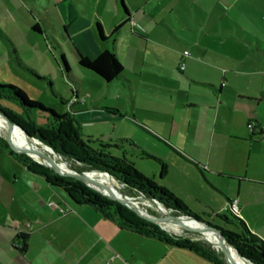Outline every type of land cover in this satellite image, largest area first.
Masks as SVG:
<instances>
[{
    "label": "rangeland",
    "instance_id": "374dc122",
    "mask_svg": "<svg viewBox=\"0 0 264 264\" xmlns=\"http://www.w3.org/2000/svg\"><path fill=\"white\" fill-rule=\"evenodd\" d=\"M189 3L193 5L191 6ZM124 4L129 7L131 14L139 12L138 15L143 22L147 21L152 26H159L151 33L155 42L147 41L145 43L139 36H134L135 32H140V28L139 30L137 28L130 29L131 24L132 26L136 24L134 19H132L133 22L131 24L127 22L114 31L116 28L115 25L120 22V14L125 10ZM205 5L207 7L206 10H213L209 24L211 25L212 23L216 27L208 28L206 26L207 28H202L201 45L195 44V41L193 42L194 44L184 43L183 45V49L188 48L192 51L193 55H191V58H197L204 66V72H195L194 77L208 79L207 76L210 74V70L215 74L217 72L216 68L220 67L218 65H221L220 70L225 68L233 70L235 68H231L230 62H237V59L242 58L248 59L247 61L249 62L255 60L254 62L258 63V65L262 64L264 68V14L260 15L259 12H256L259 7L257 1L231 0L230 3L223 5L222 3H214L215 6L213 7H211V4ZM193 6L195 10L194 0H0V82L16 84L31 99L41 101L47 107L54 108L61 113L69 112L70 117L74 118L72 120L76 129H78L80 136L85 142L87 139L92 140V142L90 140L87 142L94 147L99 146L101 143L118 144L120 146L119 149L114 147L110 149L118 155H121L124 152L123 150H125L127 155L135 162L136 168L147 177L157 181L158 184L167 180V177L163 180L161 179V173L165 171H162V165L157 159L146 157L144 151L160 158H163V156L166 157V165H171V167L177 166L179 168L178 173L174 177L171 175L169 180L179 183L187 193L186 196L182 197L184 199L179 196L178 198L186 205L187 202L190 203V209L196 211L202 218L201 220L206 221L202 215L214 213V208L216 209L218 205H224L223 201L225 198L223 197V199L218 192H214L206 187L201 168L195 169L197 168L195 165L191 167L187 165L188 163L179 157L180 155L172 152L164 140L157 138L149 132H145L139 126L141 123H145L150 127V130L159 133L162 131L166 134L161 133L166 139L179 146L182 145L187 149L185 150L186 153L203 163L202 160L207 161L208 152L202 151L205 148L203 142L205 144L207 143V140H202V120L198 117L194 121L192 126L194 135L191 137L187 138L186 136L178 135L171 138L169 126L161 121H159V124L155 123L152 120V114L154 112L148 107L150 105L143 106L141 104L139 98H141L142 92H138V89H140L138 88V79L140 78H138V75H135L136 70L134 69L138 66H145L146 70H151L153 67H156L157 70L168 74L166 77L155 76L159 80L162 78L165 79H162L164 82L163 85L177 89H184L185 87L190 92L188 97H185L189 99L190 103L194 101L207 103L208 98L200 93V89H202L200 84L195 85L192 83L188 89L189 85L186 81L182 83L181 78L171 73L169 74L172 69L180 74V70L176 68L174 62L175 58L177 59L178 52L182 49L179 47V44L181 45L183 40L177 36H183L189 31L191 36L199 33L193 28V23L195 24L193 21L194 15L196 14L187 12ZM183 11L186 19L190 20L191 27H185L183 25ZM99 22L102 24L104 34L107 37L106 39H110V42L116 44L118 52L120 53L119 60L127 73L126 77L131 79L130 82L117 79L107 84L98 76L93 75L94 73L91 69L79 63L77 54L68 39L69 34L84 55H89L93 58L97 54L98 47L101 45L96 37L98 30L97 24ZM169 23L171 28L167 26ZM67 29L69 31L68 33ZM137 40L142 50L141 54L143 55L144 53L146 58L151 60L145 61V63L144 61L137 62L134 65L131 58L132 52L136 50L135 44ZM155 52L167 60H160V57L158 58ZM62 53L66 55L69 61L71 67L69 74L72 76V79L69 74L67 75L63 67ZM224 57L228 60H225ZM184 68L181 69L184 70ZM189 68L187 66V69ZM198 69L199 67H197ZM72 74L83 80L80 82V88L74 83V76ZM216 76L218 77V75ZM170 83L173 85H170ZM87 91L91 92L89 96L86 95ZM77 93L82 97L86 95L87 101L81 104L75 103L79 100L76 97ZM163 101L160 100L159 102ZM85 104L91 105V109L96 114H100L101 117L104 116L95 123H89L90 126H87L89 130L101 129L106 134L111 135L113 140H107L98 136H84L82 134L80 128L81 122L75 118L73 113ZM158 105L160 108L166 106V104L161 105L160 103ZM5 106H8L14 112ZM70 106L72 108H69ZM103 108H107V110ZM200 110H202V106L198 107V113H200ZM76 113L78 112L76 111ZM29 116L35 122L28 121ZM84 117H86L84 114L78 115L80 119H84ZM142 117L148 118L144 121ZM49 120L50 115L46 111L25 109L14 99L0 98V125L5 126L7 130L6 133L0 131V136L11 142V131L17 136L19 143L36 150L40 154H44L27 143L26 134H29L32 140L38 141L50 148L55 154L63 157L65 159L64 162L69 166L73 168L82 167V163L63 156L53 145L36 136V133L42 132L52 136L56 141H61L58 137H54L56 130L45 125ZM9 122L13 123L14 126L12 128H10ZM251 125H254V127L257 126L252 120L248 122V128L259 133L263 131L260 127L252 128L253 126ZM202 145H204L203 148ZM46 156L54 159L53 156ZM213 162L214 154L212 155V165ZM57 166L60 169H63L64 166L67 167L62 163H57ZM67 168L69 169V167ZM211 168L215 169L213 166ZM211 168L205 166L204 170L208 179L216 187L222 183L229 182V179H219L217 173L209 170ZM55 170L61 176H69L61 173L57 169ZM91 170L105 172V169ZM111 176L116 177L114 174ZM116 180L121 185L120 190L122 191L119 192L126 194V196H139L147 199L143 203L138 202L135 205L136 207L158 215H163L162 211L154 206V201L151 199L153 196L139 192L136 188L128 186L127 183L117 177ZM80 181L85 183L83 180ZM104 195L107 196L106 194ZM168 209L171 212L170 215H183L181 217L190 219L186 217L188 213L177 211L172 207H168ZM215 221H218L217 223L220 224H226L221 218L216 217L211 220L213 223H216ZM196 224L197 226L195 224L192 225L200 228L199 223ZM183 226L182 233H174L172 231L169 233L187 238H189L188 235L198 237L199 232L197 230L189 227L186 223ZM202 230L206 231L205 235L209 238L208 230ZM212 242L215 247L212 246L224 256L222 251L223 247L219 244L220 242L215 240H212ZM237 259L238 264L244 263L240 257Z\"/></svg>",
    "mask_w": 264,
    "mask_h": 264
},
{
    "label": "crops",
    "instance_id": "0c3cea01",
    "mask_svg": "<svg viewBox=\"0 0 264 264\" xmlns=\"http://www.w3.org/2000/svg\"><path fill=\"white\" fill-rule=\"evenodd\" d=\"M256 1L259 6L256 12H259L260 15L264 14V0ZM230 2L229 0H194L195 10L193 6L187 12L196 14L194 15L193 21L195 24L193 23V28L199 33L191 36L189 31L183 36H177L183 40L181 45L179 44L182 49L178 52L175 62H172L176 64L175 66L180 70V74L173 69L169 74L171 73L181 78L182 83L186 81L189 85L188 89L192 83L195 85L200 84L202 87L200 93L208 98L207 103H198L197 101L190 103L189 99L185 98L190 93L185 87L184 89H177L163 85V80L165 79L159 80L155 76L166 77L168 74L157 70L156 67L146 70L145 66H138L134 69L136 70L135 75L140 78L138 79V88H140L138 92H142L141 98H139L141 104L143 106L150 105L148 107L154 112L152 120L155 123L159 124V121H161L169 126L171 138L178 135H183L187 138L191 137L194 135L192 130L194 121L198 117L202 120V140H207L206 144L203 142L205 148L202 145V151L208 152L207 161L202 160V162L206 165L186 153L185 150L187 149L182 145L179 146L166 139L162 135L164 134L162 131L159 130L162 134L157 132L178 150L196 159L201 165L197 166L169 146L173 153L180 155L179 157L188 163L187 165L190 167L195 165L197 167L195 169L201 168L206 187L218 192L220 197L225 198L226 201H223L224 205H218L219 207L215 205L214 213H206L202 217L209 221L215 219L217 213L227 211L229 199H237L240 206V217L254 233L264 239L263 65H258V63L254 62L255 60L249 62L246 58L237 59V62H230L231 68L235 69L228 70L225 68L220 70L221 65H218L220 67H215L217 69L215 74L210 70V74L207 76L208 79H198L194 77V74L195 72L203 73L204 66L197 58H191L193 53L190 49H183L184 43L194 44L193 42L195 41L197 45L202 44V28L205 29L207 28L206 26L208 28L216 27L212 23L211 25L209 24L213 10H206L207 7L204 4H211V7H213L215 6L214 3H222L223 5ZM189 4L193 5L192 3ZM127 8L130 16L128 17L126 12L123 11L120 14V22L115 26L121 27L127 22L131 24L133 22L132 19H134L136 24L134 26L131 24L130 29L137 28L139 30L140 28V32H135L134 36H139L145 43L147 41L155 42L151 33L159 26H152L147 21L143 22L138 15L139 12L131 14L128 6ZM182 18L183 25L191 27L192 24L190 20L186 19L184 11ZM167 26L171 28L170 23ZM97 29L96 37L101 45L98 47L97 54L94 57L103 50L110 49L120 59L116 44L110 42V39H102L98 24ZM68 39L71 44L81 51L70 34ZM135 46L136 50L134 52L131 49V60L134 65L137 62L144 61L145 63V61L151 60L146 58L144 53L143 55L141 54L142 50L138 40ZM186 50L190 51V55L184 54ZM155 54L158 58L160 57L157 52ZM159 59L162 61L167 60L163 57ZM225 60L228 59L225 58ZM182 62H185L184 70L181 69ZM187 66L190 68L187 69ZM197 67H199L198 70ZM239 67L241 68L239 69ZM138 70L139 72H137ZM93 73V75L98 76L107 84L117 79H122L125 82L131 81V79L126 77L127 73L124 66L123 75L112 81L105 80L94 71ZM74 80L77 87L80 88V82L83 80L76 76H74ZM170 85L173 84L170 83ZM90 93V91H87L86 95L89 96ZM77 94L80 98L75 103L81 104L87 101L86 95L82 97L79 93ZM160 100H164L165 107H159V103L165 105L163 102H159ZM90 106L89 104L82 105L76 110L78 113H73L75 118L81 122L82 134L84 136H98L113 140L111 135L106 134L101 129L89 130L87 127L90 126L89 123H95L104 117L96 114ZM200 106H202L201 114L198 113V107ZM103 109L107 110V108ZM79 114H84L86 117L80 119L78 118ZM146 118L148 117H142V120L146 121ZM250 120L254 121L257 125L256 127H260L263 131L259 133L250 130L247 126ZM141 125L146 124L141 123L139 126L141 127ZM142 129L148 132L143 127ZM147 129L150 130V127ZM213 154L214 162L212 165ZM163 158L161 157L166 165V157L163 156ZM205 166L210 168L213 166L215 169L211 168L209 170L217 173L219 179H229V182L222 183L216 187L206 176ZM178 169L177 166L166 165L165 172L161 173V179L163 180L167 177V180L159 184L166 186L174 194L182 198L187 193L179 183L169 180L171 175L174 177L178 173ZM183 171L185 172V170ZM50 201H55L65 208H71V210L61 213L49 204ZM187 205L190 208V203L187 202ZM193 212L196 213V211ZM215 222L217 223L218 221ZM22 233L27 237L25 247L22 246ZM0 264L217 263L189 248L170 244L156 237L121 227L116 222L104 217L90 205L75 203L69 198L64 188L47 181L44 176L32 172L0 146Z\"/></svg>",
    "mask_w": 264,
    "mask_h": 264
},
{
    "label": "trees",
    "instance_id": "16d2710c",
    "mask_svg": "<svg viewBox=\"0 0 264 264\" xmlns=\"http://www.w3.org/2000/svg\"><path fill=\"white\" fill-rule=\"evenodd\" d=\"M124 8V11L129 17L130 12L125 4ZM35 28L38 29L37 27ZM98 28L102 39H106L107 37L105 36L100 23H98ZM118 28L119 26H117L114 31ZM72 46L77 54L79 63L82 66L96 72L105 80L112 81L123 75V64L113 50L105 49L96 57L91 58L84 55L73 44ZM61 58L63 67L68 75L71 71L69 61L64 53H62ZM69 76L72 79L70 74ZM73 81L75 83L74 79ZM76 97L77 99L80 98L78 94H76ZM0 98L14 99L25 109H36L48 112L50 120L48 123H45V125L51 129H55L56 132L54 137H58L61 141H56L52 136L46 135L42 132L36 133V136L53 145L63 156L74 159L83 164L82 167H75L76 169L108 170L118 179L127 183L128 186L136 188L139 192L156 197L160 202L168 207L174 208L177 211H182L202 219L166 186L158 184L157 181L147 177L144 173L139 171L136 168L135 162L127 155L125 150H123L124 152L121 155H118L110 149L111 147L119 149L120 146L118 144L101 143L99 146L94 147L87 142L90 139H87L85 142V140L80 136L78 129H76L72 120L74 118L70 117L69 112L61 113L54 108L47 107L41 101L31 99L20 86L13 83L0 82ZM5 107L11 110L8 106ZM69 108H72V106ZM27 120L35 122V120L30 116ZM141 127L157 138L164 140L169 146L174 148L177 152L195 163L197 166L201 165L196 159L178 150L173 144L161 137L157 132L148 130L146 125H141ZM90 142H92V140H90ZM0 146L32 172L42 175L47 181L64 188L72 201L77 204L90 205L104 217L116 222L119 226L132 229L147 236L156 237L170 244L189 248L217 264H227L225 257L218 252L210 242L202 239L193 240L167 232L165 229L161 228L159 224L143 217L141 214L129 208L119 200L108 198L91 186L82 183L75 177H64L59 175L54 168L47 166L43 162L35 160L19 146L12 144L2 136H0ZM144 154L146 157H153L157 159L162 165V171H165L166 165L160 157L148 154L145 151ZM231 201L232 199H229L228 204ZM158 204L164 207L162 204ZM217 218H221V220L226 224L213 223L209 220L206 221L220 231L244 256L249 258L255 264H264V239L254 233L239 214L227 208V211L217 213ZM21 238L22 246L25 247L27 244V237L24 233H22ZM241 259L244 262L243 264H250L245 259Z\"/></svg>",
    "mask_w": 264,
    "mask_h": 264
},
{
    "label": "water",
    "instance_id": "95a60500",
    "mask_svg": "<svg viewBox=\"0 0 264 264\" xmlns=\"http://www.w3.org/2000/svg\"><path fill=\"white\" fill-rule=\"evenodd\" d=\"M9 125H10V128H12L14 125L13 123L9 122ZM9 128V130H10ZM11 138H10V141L12 144H17L24 152H26L29 156H31L32 158H34L35 160H38L40 162H43L45 164H47L48 166L50 167H53L55 169H57L58 171H60L61 173L65 174V175H69V176H73L75 178H78L80 180H83L86 184H88L89 186H91L92 188L96 189L97 191L101 192V193H104L106 194L108 197L110 198H113V199H117L119 200L120 202H122L123 204H125L126 206H128L129 208L135 210L136 212H138L139 214H141L143 217L159 224L161 226V228L165 229L166 231L168 232H171L169 229L165 228L163 226V222L166 221V220H177L180 218L178 217H181L183 215H176V216H172L168 213H165L163 215H158L156 213H152V212H149L148 210H143V209H140L138 207H136L135 205H133L130 201H128L126 198H124V196H126V194L122 193V192H119V191H116L119 195L121 196H114V195H110L108 194L106 191H104V189H102V187H100L98 184H95L93 182H91L90 180H88L85 176H83V173L85 172H89V171H84V170H79V169H76V168H73L71 166H69V171L67 172H64L62 171L58 166H57V163L54 159L50 158L49 156H46L44 154H40L38 153L36 150H33L31 148H28L26 147L25 145L21 144L18 142V139H17V136L11 132ZM26 137L27 138H30L31 139V136L29 134H26ZM93 171V170H91ZM108 174L112 175L110 172L106 171ZM123 196V197H122ZM132 198H139V196H132ZM151 199L154 201V202H158L160 204H162L165 209L167 211H169L168 207L163 204L162 202H160L156 197H151ZM186 217H189L191 218L192 220H194L196 223H201L203 224L207 230H209L211 233H213L214 235H216L219 239V241L222 243V245H224V248H222V251L224 253V257H225V260L227 261L228 264H233L230 259H229V255H230V251H234L236 252L241 258L245 259L246 261H248L250 264H254L253 261H251L249 258H247L246 256H244L238 249L237 247H235L220 231H218L214 226H212L210 223L206 222V221H203L191 214H188L186 215ZM184 223H186L189 227L197 230L199 232V235L198 237L195 236V235H188L189 238L193 239V240H199V239H202V240H206L208 242H210L214 247V243L212 242V240H210L206 235H205V230H202L194 225H190L189 222H186V221H182Z\"/></svg>",
    "mask_w": 264,
    "mask_h": 264
},
{
    "label": "bare ground",
    "instance_id": "6f19581e",
    "mask_svg": "<svg viewBox=\"0 0 264 264\" xmlns=\"http://www.w3.org/2000/svg\"><path fill=\"white\" fill-rule=\"evenodd\" d=\"M0 131L6 133L7 132L6 127L3 125H0ZM26 139H27V143H29L32 147L37 148L38 150L43 152L45 155H50L51 157L53 156L56 163H62L63 165H66L67 167H69V165L66 162H64L65 159L63 157H61L58 154H55L47 146L39 143L36 140H32V139L27 138V137H26ZM67 167L64 166V168L61 170L64 172H67V171H69V169ZM83 176H85L91 182L101 186L102 189H104V191H106L108 194L114 195V196H116V195L121 196L116 192V191H122V190H120L121 185L118 182V180H116V177L114 178L113 176H110L103 171H97V170L85 172V173H83ZM124 198H126L128 201H130L133 205H137L138 202L143 203L144 201H147L146 198H143V197L132 198L131 195L130 196L129 195L124 196ZM153 203L155 204L154 206L158 210L162 211L163 214H164V212L171 214L170 211H167L164 207L160 206L157 202H153ZM172 216H175V215H172ZM178 218H180L181 221H179V219H177V220H166L162 224L165 228L169 229L170 231H172L174 233H182L183 232V227H184L183 224H185L184 222H182L183 220L186 222H189L190 225L195 224L197 226L196 222L194 220H192L191 218L190 219L184 218V217H178ZM199 225H200L199 227L201 229H206L203 224L199 223ZM208 233H209V238L211 240H215V241L220 242L216 235L211 233L209 230H208ZM219 244L224 248V245H222L221 242ZM229 256H230L229 259L233 264H238L237 258H239L240 256L236 252L230 251Z\"/></svg>",
    "mask_w": 264,
    "mask_h": 264
},
{
    "label": "built area",
    "instance_id": "2783aa9c",
    "mask_svg": "<svg viewBox=\"0 0 264 264\" xmlns=\"http://www.w3.org/2000/svg\"><path fill=\"white\" fill-rule=\"evenodd\" d=\"M185 55H190V51L189 50H186L184 52ZM185 67V62H182L181 63V68L183 69ZM253 126L252 128H256L254 127V125H251ZM52 207L58 209L61 213H66L68 211L71 210V208H65L63 206H61L60 204L56 203L55 201H50L49 203ZM227 208L231 209L233 212L239 214L240 212V206H239V203H238V200L237 199H232V201L228 204Z\"/></svg>",
    "mask_w": 264,
    "mask_h": 264
}]
</instances>
